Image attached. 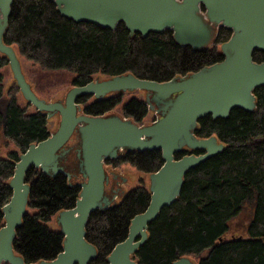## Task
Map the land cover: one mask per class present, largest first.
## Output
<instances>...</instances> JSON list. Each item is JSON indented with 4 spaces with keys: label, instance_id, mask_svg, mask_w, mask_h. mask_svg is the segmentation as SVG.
Listing matches in <instances>:
<instances>
[{
    "label": "trees",
    "instance_id": "1",
    "mask_svg": "<svg viewBox=\"0 0 264 264\" xmlns=\"http://www.w3.org/2000/svg\"><path fill=\"white\" fill-rule=\"evenodd\" d=\"M232 33L221 26L209 47L193 50L179 45L171 29L132 36L124 22L115 29L75 22L63 16L53 0H14L3 41L41 68L75 73L76 86L89 83L95 75L107 78L132 73L158 82L187 77L224 60L221 45ZM253 59L263 62L264 51L255 50ZM7 65L8 57L0 52V129L22 153L50 136L49 119L46 113L29 112L27 106L20 105L17 83L5 95L1 69ZM111 94L92 101V96L86 95L78 102L86 114L107 115L121 102L119 95ZM254 94L253 111L236 107L227 118L206 115L199 119L196 136H216L225 147L186 172L178 198L149 224L148 239L135 253L140 264H173L184 256L196 264H264V85L255 88ZM27 105L31 104L27 101ZM149 109L150 104L137 97L123 105L124 117L137 122L143 121ZM204 152L184 150L176 158ZM21 153L0 156V228L5 224L3 207L12 197L10 180ZM71 158L79 163L76 149L69 153ZM105 163L113 167L130 163L153 173L163 166L164 159L161 150L125 151ZM69 165L65 168L70 178L64 172L50 176L35 166L27 172L30 198L14 240L16 252L26 263L53 260L63 250L64 235L48 223L59 212L75 207L80 196L79 183L84 179L78 178V165L73 170ZM115 195L118 198L106 209L94 211L86 225V240L98 252L94 264L107 263L115 246L128 237L132 219L151 201L150 189L143 185L128 192L118 187L109 196ZM247 203H252L254 211L247 235L227 238L231 219ZM205 250L208 253L202 256ZM196 256H200L197 262Z\"/></svg>",
    "mask_w": 264,
    "mask_h": 264
},
{
    "label": "water",
    "instance_id": "2",
    "mask_svg": "<svg viewBox=\"0 0 264 264\" xmlns=\"http://www.w3.org/2000/svg\"><path fill=\"white\" fill-rule=\"evenodd\" d=\"M58 11L75 22H90L115 29L124 22L131 35L171 29L175 41L193 50L209 47L221 26L230 28L231 38L221 45L224 60L191 73L187 77L158 82L132 73L120 74L73 86L63 100L40 98L27 80L21 60L3 35L9 25L14 0H0V52L9 65L23 97L48 119L60 116L58 128L50 136L33 143L22 152L10 180L12 197L3 207L5 224L0 228V264H94L97 248L86 240V225L96 210H104L116 200L107 192L105 161L125 151L161 150L164 164L150 173L151 201L146 210L131 221L126 240L118 243L106 264H140L135 253L149 235V224L159 212L179 196L186 172L225 147L216 136L199 138L195 129L206 115L227 118L232 109L256 108L255 88L264 85V61H254L255 50L264 51V0H53ZM143 90L150 109L160 114L151 124H139L117 114H86L78 99L82 96L104 98L115 92ZM73 136L78 168L84 181L75 207L56 215L64 235L63 250L53 260L26 263L14 248L18 229L23 225L31 185L26 175L31 166L50 176L64 172L61 165L65 147ZM204 153L176 155L184 150ZM67 153V152H66ZM63 154V155H62ZM115 192V189L113 190ZM173 264H196L184 256Z\"/></svg>",
    "mask_w": 264,
    "mask_h": 264
},
{
    "label": "rangeland",
    "instance_id": "3",
    "mask_svg": "<svg viewBox=\"0 0 264 264\" xmlns=\"http://www.w3.org/2000/svg\"><path fill=\"white\" fill-rule=\"evenodd\" d=\"M220 47V46H219ZM19 59L21 60L22 68L25 73L27 80L32 85L35 93L42 99L47 101H57L65 99L67 92L74 86L73 80L76 76L75 73L69 70H48L41 68L39 65L33 63L32 61L26 59L23 55L20 54L19 50H16ZM1 72L4 75V92L7 95V92L13 88V86L17 83L16 79L13 76V72L11 70L10 65H7L1 69ZM106 78L104 75H95L93 78ZM111 95H119L121 102L115 106V108L110 111L109 114H117L124 117L123 105L132 97H137L140 99H145L146 94L143 90L136 91H128V92H115ZM18 101L20 105L27 106L29 112H35L36 109L33 105H27V100L22 96L21 91L18 92L17 95ZM94 98L92 97L90 101ZM83 106V105H82ZM156 118L155 110H149L146 117L141 122L142 124H151ZM60 122V116L57 114L53 118L48 121V128L50 132H54ZM71 141H75L76 138H72ZM70 141V142H71ZM18 151L21 153L20 149L11 141L7 140L3 135V131L0 129V156L8 157L9 152ZM108 171L115 170L116 173H119L120 176V185H122L126 192L132 190L138 185H143L145 187H149L151 183L150 173L144 172L134 165L130 163H123L118 167H113L111 165H106ZM28 210H31L29 208ZM254 211L252 203L245 204L244 209L231 219L229 224V231L226 234L227 238L238 236V235H247V225H249L250 221L253 219ZM52 229H58V225L56 223L55 216L48 223ZM208 253V250L202 254L205 256ZM200 256L194 257V260L199 261ZM8 264V263H4Z\"/></svg>",
    "mask_w": 264,
    "mask_h": 264
},
{
    "label": "flooded vegetation",
    "instance_id": "4",
    "mask_svg": "<svg viewBox=\"0 0 264 264\" xmlns=\"http://www.w3.org/2000/svg\"><path fill=\"white\" fill-rule=\"evenodd\" d=\"M145 100H146V98H145ZM149 110H151V109H149ZM157 114V113H156ZM155 120H156V118H155ZM154 120V121H155ZM139 124H142L141 122H139ZM76 137V136H75ZM75 141H71V142H69L68 143V145L64 148L65 149V154L61 157V162H60V164L61 165H69V168H72V170L74 169V168H76L77 167V165H78V163H76V161L75 160H73L72 158L71 159H69V153L72 151V150H75V149H77V147H78V143H74ZM73 146L75 147V149L73 148ZM67 152V153H66ZM109 173H108V183H107V190L110 188V187H113V188H115V186H116V183L114 182V180L116 179L117 181H119V179L122 177V176H120V174L119 173H116L115 172V170H111V171H108ZM79 179H84L83 178V176L80 174L79 175V177H78ZM119 185V184H118ZM58 225V224H57ZM58 229H59V226H58Z\"/></svg>",
    "mask_w": 264,
    "mask_h": 264
},
{
    "label": "crops",
    "instance_id": "5",
    "mask_svg": "<svg viewBox=\"0 0 264 264\" xmlns=\"http://www.w3.org/2000/svg\"><path fill=\"white\" fill-rule=\"evenodd\" d=\"M114 182L116 183V184H119V181H117L116 179L114 180ZM117 186V185H116Z\"/></svg>",
    "mask_w": 264,
    "mask_h": 264
},
{
    "label": "built area",
    "instance_id": "6",
    "mask_svg": "<svg viewBox=\"0 0 264 264\" xmlns=\"http://www.w3.org/2000/svg\"><path fill=\"white\" fill-rule=\"evenodd\" d=\"M156 118H157V115H156Z\"/></svg>",
    "mask_w": 264,
    "mask_h": 264
}]
</instances>
